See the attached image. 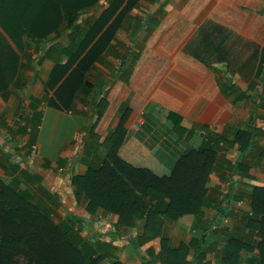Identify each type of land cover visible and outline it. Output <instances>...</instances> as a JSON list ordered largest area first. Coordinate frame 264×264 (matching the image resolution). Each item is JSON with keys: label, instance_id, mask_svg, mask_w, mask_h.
I'll return each instance as SVG.
<instances>
[{"label": "crops", "instance_id": "0c3cea01", "mask_svg": "<svg viewBox=\"0 0 264 264\" xmlns=\"http://www.w3.org/2000/svg\"><path fill=\"white\" fill-rule=\"evenodd\" d=\"M160 1L161 14L139 0L122 17L86 74L93 89L78 94L65 112L47 104L50 73L77 50L112 0H0V181L29 193L55 224L74 215L84 245L102 256L100 264H165V250L175 251L167 255L175 264H257L259 237L247 224L250 196L264 187V74L255 76L264 48V0ZM126 22L139 24L134 35ZM99 98L106 110L95 121ZM122 106L129 111L117 155L157 176L170 174L208 132L222 138L206 183L207 206L199 216L150 219L154 236L147 239L144 221L116 226L118 217L101 207L89 214L71 186L73 177L101 163L102 142L118 125ZM32 131L38 155L28 162ZM238 131L251 136L243 153L233 142ZM239 242L242 249L230 261L227 248Z\"/></svg>", "mask_w": 264, "mask_h": 264}, {"label": "trees", "instance_id": "16d2710c", "mask_svg": "<svg viewBox=\"0 0 264 264\" xmlns=\"http://www.w3.org/2000/svg\"><path fill=\"white\" fill-rule=\"evenodd\" d=\"M138 1L125 0L122 6L124 0H112L95 27L80 41L77 50L68 54L67 61L55 62L45 85L46 91L53 92L47 103L49 107L72 111L77 95L88 94L93 89L86 74L106 50L122 17ZM115 14L116 18L95 39L103 30L107 19ZM262 52L256 78L264 74V48ZM129 58L130 55L125 61L129 62ZM2 79L5 77L0 70V81ZM262 79L264 80V76ZM103 104V98H99L94 104L96 121L101 115ZM120 111L118 125L102 142L105 149L101 155V163L89 166L84 175L71 179L74 199H84L87 202L85 209L89 214L101 207L116 215V226L130 227L136 220L144 221L141 236L145 239L154 236L149 224V220L154 217L168 216L177 219L187 214L199 216L201 208L208 204L206 183L214 170L217 146L222 138L208 132L207 139L200 146L190 148L181 155L170 174L157 176L146 168L133 167L118 157L117 151L122 143L124 123L129 110L122 106ZM172 117L174 115L169 113L168 118ZM34 131L31 132L30 146L34 145L36 138ZM250 137L249 131L236 133L233 142L238 144L240 153L250 148ZM250 198L252 213L247 225L251 230H257V264H264V187L255 188ZM232 245L227 248L231 251L230 261L242 249L240 242L236 243L235 250ZM184 248L182 246L180 250ZM97 251L88 244L84 245L76 228L74 215L70 214L64 221L55 224L44 206L40 202H33L29 193L16 191L0 181V264H100L102 256L96 255ZM162 252L166 256L165 264L176 263L175 259L172 263L167 260V255H173L175 251H161V255ZM110 264L121 263L112 261Z\"/></svg>", "mask_w": 264, "mask_h": 264}, {"label": "rangeland", "instance_id": "374dc122", "mask_svg": "<svg viewBox=\"0 0 264 264\" xmlns=\"http://www.w3.org/2000/svg\"><path fill=\"white\" fill-rule=\"evenodd\" d=\"M164 1H166V0H161L160 2H159V4H161V3H163ZM168 1V0H167ZM145 2H147V3H151L153 6H152V11L151 12H154V13H157V14H161L162 12H163V6H161V5H159V6H156L155 4V2H156V0H145ZM156 7V9H155V11H153V9ZM143 8H145V7H143ZM141 12L143 13L144 11L143 10H141ZM126 24V31H127V33L129 34H132V35H134V32H135V30H136V28H138V23H131V22H126L125 23ZM131 31V32H130ZM144 42V38H141V39H139V40H137L136 42H135V44H134V48H139L141 45H142V43ZM120 48H122V47H120ZM135 53V52H134ZM112 57V56H111ZM119 58H122L121 57V55H120V57ZM102 64V63H101ZM97 73V70H94L93 71V73L92 74H96ZM97 76H99V77H102L103 75L99 72V73H97L96 74ZM99 90H100V87H99ZM80 98H82V97H80ZM106 110V104H103L102 105V107H101V109H100V114H103V112ZM94 120L95 119H93L92 118V120L90 121V124H92V126H93V123H94ZM96 121V120H95ZM100 152H102L101 150H99L98 151V154L100 153ZM40 192V191H39ZM39 194H41V192L39 193ZM37 195V194H36ZM53 218H55V219H60V218H58L56 215L55 216H53Z\"/></svg>", "mask_w": 264, "mask_h": 264}, {"label": "built area", "instance_id": "2783aa9c", "mask_svg": "<svg viewBox=\"0 0 264 264\" xmlns=\"http://www.w3.org/2000/svg\"><path fill=\"white\" fill-rule=\"evenodd\" d=\"M37 155H38L37 154V146L35 144L31 145L30 148H29L28 153L25 156V160L28 161V162H32V161L35 160ZM23 164H24V162H20V165H23Z\"/></svg>", "mask_w": 264, "mask_h": 264}, {"label": "water", "instance_id": "95a60500", "mask_svg": "<svg viewBox=\"0 0 264 264\" xmlns=\"http://www.w3.org/2000/svg\"><path fill=\"white\" fill-rule=\"evenodd\" d=\"M22 114H23V111H22L21 115L19 116V119H21V117H22Z\"/></svg>", "mask_w": 264, "mask_h": 264}]
</instances>
